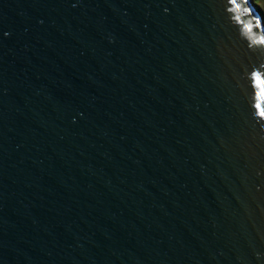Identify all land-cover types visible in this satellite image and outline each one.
Instances as JSON below:
<instances>
[{"label": "water", "instance_id": "water-1", "mask_svg": "<svg viewBox=\"0 0 264 264\" xmlns=\"http://www.w3.org/2000/svg\"><path fill=\"white\" fill-rule=\"evenodd\" d=\"M0 264H264L252 0H0Z\"/></svg>", "mask_w": 264, "mask_h": 264}, {"label": "trees", "instance_id": "trees-1", "mask_svg": "<svg viewBox=\"0 0 264 264\" xmlns=\"http://www.w3.org/2000/svg\"><path fill=\"white\" fill-rule=\"evenodd\" d=\"M252 3L264 20V0H252Z\"/></svg>", "mask_w": 264, "mask_h": 264}]
</instances>
